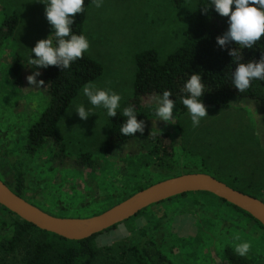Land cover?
I'll list each match as a JSON object with an SVG mask.
<instances>
[{"label": "rangeland", "instance_id": "1", "mask_svg": "<svg viewBox=\"0 0 264 264\" xmlns=\"http://www.w3.org/2000/svg\"><path fill=\"white\" fill-rule=\"evenodd\" d=\"M195 4L196 0H185L180 6H175L172 0H102L99 8L93 2L87 6V39L91 49L98 52L101 62L97 61L103 68L102 75L89 83L119 94L117 111L123 113L129 106L136 54L156 49L159 61L163 62L182 44L187 13ZM8 15H15L18 23L0 48V144L15 153L27 127L48 102L44 85L33 88L26 77L38 70V66L28 63L30 56L35 58L31 49L38 40L51 37L54 29L46 19L45 4L38 0H0V22ZM16 55L23 65L21 87L11 83L10 65ZM83 87L57 125L64 143L63 153L58 155L50 142L45 144L24 175V199L60 217L101 213L138 185L160 181L167 175L144 164L142 137H134L113 154L104 152V134L109 126L107 110L94 108L84 96ZM157 98L145 100L151 106L143 110L146 126L171 134L176 174L207 173L264 200L261 104L241 98L224 109L206 106L208 116L201 119L198 127H193L188 110L179 112L175 107V124L158 120ZM81 104L95 112L86 121L75 112ZM84 153L89 154L91 165L79 162ZM12 160L0 156V176L8 182L15 173ZM15 220V216L0 206V232L8 234ZM3 227L7 228L3 231ZM40 238V233L29 232L15 252L0 251V264H22L25 249ZM144 239H152L173 264H229L223 257V249L226 246L235 249L241 242L251 245L247 256L264 263V231L260 226L204 192H188L152 204L115 228L98 233L92 241L96 250L92 264L127 262L131 259L127 247Z\"/></svg>", "mask_w": 264, "mask_h": 264}, {"label": "trees", "instance_id": "2", "mask_svg": "<svg viewBox=\"0 0 264 264\" xmlns=\"http://www.w3.org/2000/svg\"><path fill=\"white\" fill-rule=\"evenodd\" d=\"M172 1L175 6H180L185 0ZM92 2L93 0H84V11L75 16L74 23L71 26L74 34L84 35L83 25L86 9ZM204 6H208L207 14H203L201 11ZM227 21V17H222L215 11L211 0H196L194 9L187 13L188 25L184 31L182 44L169 53L163 62L159 61L156 49H146L136 54V69L129 106L134 108L138 120L145 121L146 115L143 110L151 108L150 105L146 104L145 100L151 97H159L165 90L171 92L172 96L170 99L175 101V108L179 112L188 110L181 103V100L188 95L184 91V84L193 72L200 74L202 83L205 85V92L199 98L205 106L224 109L229 107L234 100L245 98L261 104L264 110V81L253 80L251 87L244 93H240L232 84V72L235 70L236 63L228 54V48L238 46L228 45L222 49L216 42V37L227 30ZM17 23L18 20L15 15H8L0 22V48L6 44V40L13 34ZM52 36H54L53 33ZM241 53V62L258 61L261 55L264 54V37L253 48H242ZM10 66L12 73L11 83L16 87H21V80H23L21 66L23 65H20V58L17 55L13 57ZM38 71L41 75L37 77L44 81V87L48 95L46 107L29 124L24 140L15 153L10 152L0 144V156L7 160H12L10 156H13L12 161L15 166V173L10 182L6 181L3 176H0V180L14 193L23 198L25 171L34 156L39 149L49 142L56 148L58 155L63 153L64 143L57 130L58 122L79 90L100 77L103 68L98 61L84 53L83 58L74 61L68 69L60 70L56 66L39 68L38 66ZM108 118L109 126L104 134L105 144L103 150L105 153L113 154L117 148H120L119 146L139 136L143 138L140 147L145 153L144 164L156 167L167 175L168 173L171 174L166 175L163 179L178 175L176 174L178 167L174 158L172 136L169 132L157 131L153 127L146 126L143 134L137 132L135 136H125L120 133V127L127 120V117L117 111L116 117ZM79 162L91 165L89 154H82ZM153 183L155 182L138 185L132 192L114 204ZM204 193L210 194L208 192ZM185 194L177 195L167 200ZM210 195L214 196L213 194ZM250 195L255 196L253 194ZM220 200L256 222L264 231L263 226L249 213L222 199ZM262 201L264 202V200ZM111 206L104 208L102 211ZM1 207L17 219L13 222L12 230L8 234L0 232L1 252H15L18 245L25 239L26 234L31 231L40 233L42 236V239L33 241L25 249L22 264H92L96 258V250L92 241L97 234L82 240H68L54 233L41 230L33 224L22 220L3 206ZM117 225L109 229H113ZM2 226L4 225L2 224ZM4 228L1 230L4 231ZM127 250L131 259L127 262L121 261L118 264H173L152 239H144L138 244H132L127 247ZM223 257L229 264H264L257 263L249 256L241 257L237 255L234 249L229 246L223 249Z\"/></svg>", "mask_w": 264, "mask_h": 264}, {"label": "clouds", "instance_id": "3", "mask_svg": "<svg viewBox=\"0 0 264 264\" xmlns=\"http://www.w3.org/2000/svg\"><path fill=\"white\" fill-rule=\"evenodd\" d=\"M45 4V16L52 26L54 36L40 39L36 42L31 52L28 63L31 66L47 68L56 66L60 70L68 69L77 59L83 58L90 48V43L84 35L74 34L72 25L77 14L84 11V0H38ZM95 7L102 5V0H93ZM215 11L222 17L228 18L227 30L216 37L217 44L223 49L228 45L238 47L228 48V54L236 63L232 72V84L240 92H246L253 80L264 81V54L258 61H242V48H253L264 37V0H211ZM234 6V7H233ZM207 14L208 6L201 9ZM41 73L38 70L26 77L28 84L33 88H41L43 80L36 77ZM205 85L199 73L193 72L184 84V91L188 93L181 103L188 109L193 127H198L201 119L208 116L206 106L199 99L205 92ZM83 94L94 108L103 107L107 110L108 117H116L120 108L121 96L109 90L98 89L94 84H86ZM169 90H165L157 98L158 107L156 116L166 124H175L173 109L175 101ZM81 120H87L95 113L92 108L86 109L82 104L75 109ZM71 114V113H70ZM123 115L127 120L120 127V133L125 136H135L137 132L143 134L146 122L138 120L132 106L123 109ZM239 239V237H236ZM251 249L248 242H241L235 246V253L246 257Z\"/></svg>", "mask_w": 264, "mask_h": 264}, {"label": "water", "instance_id": "4", "mask_svg": "<svg viewBox=\"0 0 264 264\" xmlns=\"http://www.w3.org/2000/svg\"><path fill=\"white\" fill-rule=\"evenodd\" d=\"M188 192H208L249 213L264 228V202L203 172L169 177L139 190L101 213L60 217L47 213L14 193L0 180V205L37 228L68 240H82L107 230L152 204Z\"/></svg>", "mask_w": 264, "mask_h": 264}, {"label": "crops", "instance_id": "5", "mask_svg": "<svg viewBox=\"0 0 264 264\" xmlns=\"http://www.w3.org/2000/svg\"><path fill=\"white\" fill-rule=\"evenodd\" d=\"M85 21H86V18H85ZM85 21H84V25H83V32H84V36L87 38L88 34H87V30L85 29ZM85 54L88 55L89 57H91L92 59H95L96 61L98 60L99 62H101V60L98 57V52L91 49V47L89 48V50L87 52H85Z\"/></svg>", "mask_w": 264, "mask_h": 264}]
</instances>
